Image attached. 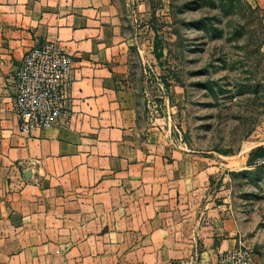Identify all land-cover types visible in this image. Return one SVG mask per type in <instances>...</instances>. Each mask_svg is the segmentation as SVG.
<instances>
[{"label": "crops", "instance_id": "0c3cea01", "mask_svg": "<svg viewBox=\"0 0 264 264\" xmlns=\"http://www.w3.org/2000/svg\"><path fill=\"white\" fill-rule=\"evenodd\" d=\"M129 2L0 0V264H219L242 236L229 194L209 177L229 178L264 146V122L245 151L209 158L176 137L172 116L152 118ZM52 40L74 57L67 113L23 134L15 74Z\"/></svg>", "mask_w": 264, "mask_h": 264}, {"label": "rangeland", "instance_id": "374dc122", "mask_svg": "<svg viewBox=\"0 0 264 264\" xmlns=\"http://www.w3.org/2000/svg\"><path fill=\"white\" fill-rule=\"evenodd\" d=\"M191 1L130 0L128 21L147 64L143 69L168 84L172 128L191 150L209 158L215 157L212 151L243 152L251 147L247 142L256 141L257 134L249 136L264 122V11L253 0H239L229 16L219 8L183 9ZM204 18H212L204 29L192 26ZM213 26L222 31L220 36ZM156 34L162 42L160 58ZM150 60L160 67L157 76L149 70ZM174 86L183 92L179 102ZM148 92L158 94L157 86L148 84ZM146 108L148 112L147 101ZM165 117L161 108L158 118ZM225 175L209 179H216L212 186H223L229 205L239 214L244 230L238 242L249 245L258 263L264 264V180ZM224 178L222 185L219 179Z\"/></svg>", "mask_w": 264, "mask_h": 264}, {"label": "built area", "instance_id": "2783aa9c", "mask_svg": "<svg viewBox=\"0 0 264 264\" xmlns=\"http://www.w3.org/2000/svg\"><path fill=\"white\" fill-rule=\"evenodd\" d=\"M73 69L74 57L59 41H46L25 54L15 74L14 105L21 133L31 134L62 123L70 102ZM147 81L158 88V94L148 98L151 117L158 118L161 108L170 107L168 87L158 77L152 82L150 76ZM219 264L259 263L253 249L239 241L236 247L221 253Z\"/></svg>", "mask_w": 264, "mask_h": 264}, {"label": "trees", "instance_id": "16d2710c", "mask_svg": "<svg viewBox=\"0 0 264 264\" xmlns=\"http://www.w3.org/2000/svg\"><path fill=\"white\" fill-rule=\"evenodd\" d=\"M239 0H193L189 3L183 5V9L186 10H198L202 7H210L213 9L219 8L224 16H229L234 12L236 4ZM212 22V18H204L192 23V26L195 28L204 29L205 22ZM213 31L219 32V36L222 31L216 29L214 26L212 27ZM210 32V31H209ZM156 44H155V52L158 58L161 57V44L159 41L158 34L155 35ZM158 52V53H157ZM166 86L168 84L166 83ZM232 151H221L222 155H230ZM260 161H264V146H259L251 150L247 155L246 162L241 161L240 165L237 169L228 172V175L232 179H237L239 177H244L245 179H253L255 181L264 180V163L260 164Z\"/></svg>", "mask_w": 264, "mask_h": 264}, {"label": "water", "instance_id": "95a60500", "mask_svg": "<svg viewBox=\"0 0 264 264\" xmlns=\"http://www.w3.org/2000/svg\"><path fill=\"white\" fill-rule=\"evenodd\" d=\"M30 176H31V171H29L28 173L25 174V177H26L27 179H30V178H31Z\"/></svg>", "mask_w": 264, "mask_h": 264}]
</instances>
